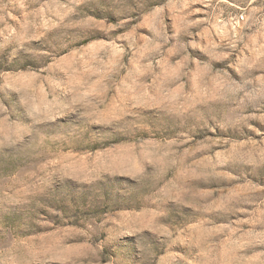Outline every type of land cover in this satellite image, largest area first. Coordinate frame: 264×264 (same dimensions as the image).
<instances>
[{
  "label": "rangeland",
  "instance_id": "rangeland-1",
  "mask_svg": "<svg viewBox=\"0 0 264 264\" xmlns=\"http://www.w3.org/2000/svg\"><path fill=\"white\" fill-rule=\"evenodd\" d=\"M0 264H264V0H0Z\"/></svg>",
  "mask_w": 264,
  "mask_h": 264
}]
</instances>
